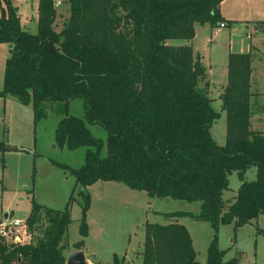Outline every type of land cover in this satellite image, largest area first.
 Here are the masks:
<instances>
[{
    "label": "trees",
    "instance_id": "obj_1",
    "mask_svg": "<svg viewBox=\"0 0 264 264\" xmlns=\"http://www.w3.org/2000/svg\"><path fill=\"white\" fill-rule=\"evenodd\" d=\"M222 1L65 0V16L64 5L39 0L33 34L22 27L12 0H1L0 43L9 45L10 55L0 97L31 105L35 124L46 116L45 103L63 104L55 142L86 152L83 165L70 169L76 186L66 207L52 209L33 199L26 225L34 238L23 245L0 241V264H66L73 194L78 187L85 238L88 187L98 181L120 182L150 198L201 202L198 214L168 212L165 224L145 223L142 264H202L180 222L185 217L209 222L214 230L206 264H239V257L224 260L218 233L222 225L236 230L264 215V128L251 126L253 55L229 54L221 94L226 142L219 145L211 133L218 115L208 95L209 74L190 44L170 43L191 41L196 24L224 22ZM77 98L84 117L69 113ZM95 125L106 130L105 138L94 134ZM5 145L0 142V152ZM253 167L256 178L248 181ZM234 171L241 185L235 201L225 205ZM84 247L83 239L75 244L76 250ZM112 264H126L125 258L115 255Z\"/></svg>",
    "mask_w": 264,
    "mask_h": 264
},
{
    "label": "rangeland",
    "instance_id": "obj_2",
    "mask_svg": "<svg viewBox=\"0 0 264 264\" xmlns=\"http://www.w3.org/2000/svg\"><path fill=\"white\" fill-rule=\"evenodd\" d=\"M25 1L15 0V4L22 6L25 5ZM13 2L14 0H12L14 5ZM2 6L6 7L4 3ZM60 11H64L67 15V6L60 7ZM61 25L62 21L58 28ZM27 30L36 34L38 27L33 24ZM230 32L231 30L227 29L223 34L229 38ZM247 32L249 29L241 31L240 37L247 38ZM240 37L233 36V46L239 43ZM247 40L255 42V38ZM226 42L229 45V39ZM170 43L183 45L188 41L171 40ZM199 46L201 45L199 44L198 48ZM219 47L220 51L212 58L214 68L212 78L209 79L208 95L218 115L211 133L219 145H224L227 122L221 94L227 78L223 64L224 53L222 54L225 47ZM200 50H206L205 46ZM206 54L204 52L207 63L209 58ZM9 55V45L0 43V90L3 88L4 70ZM252 91L263 93L261 97L253 99L251 104L252 129L262 130L264 82L259 85L255 81ZM44 111L46 116L35 124L31 105L25 106L14 97H0V142H5L8 133V146L20 148L19 150L5 148L0 152V214L7 212L12 220L25 222L31 211L33 199L48 208L63 210L69 203L76 186L75 177L70 169L78 168L84 163L85 147L69 150L59 147L55 142L57 124L66 115L63 104L45 103ZM69 113L84 117L83 100L80 98L72 100ZM91 129L96 136L106 137V130L103 127L95 125ZM255 178L256 168L253 167L246 173V180L252 181ZM229 181V189L223 193L225 205L235 201L241 185L238 173L235 171L229 175ZM78 192L79 188L76 187L73 194L74 201L70 203L72 222L67 228V247L64 254L68 258L77 251L75 244L83 239L85 243L83 250L88 264H112L115 255L120 259L124 257L126 264H142L141 251L146 222L165 224L167 219L163 213L187 211L198 214L201 210V202L189 203L171 198H150L145 191L132 190L120 182L98 181L88 187L91 196V204L86 212L88 235L83 238L80 233L83 200ZM180 222L188 228L194 240L197 260L206 264L208 247L214 235L210 223L190 217L181 218ZM259 229H264V215L236 230L234 224L222 225L218 236L219 247L225 251L224 260L239 257V264H264V234L259 233ZM24 230L30 235L23 240L32 241L33 234L28 228ZM19 231L22 233L23 229ZM34 234L39 235L38 229Z\"/></svg>",
    "mask_w": 264,
    "mask_h": 264
},
{
    "label": "crops",
    "instance_id": "obj_3",
    "mask_svg": "<svg viewBox=\"0 0 264 264\" xmlns=\"http://www.w3.org/2000/svg\"><path fill=\"white\" fill-rule=\"evenodd\" d=\"M13 3L19 8L21 25L25 30L30 29L33 24H36L38 27L39 0H26L25 5L22 6L16 5L15 0ZM220 11L226 26L220 27V25L213 26L210 24H196L195 37L187 44H190L193 47L194 53L200 57L201 63L207 69L209 79L212 78L211 76L214 68L212 58L218 53V51H220L219 46L225 47L224 50L222 49V54L224 53L223 64L225 65L226 78L229 54L251 53L253 55L252 88L255 81L260 85L264 82V28L261 27L259 23H264V0H223L220 5ZM227 29L231 30L229 38H227V35L223 34V31ZM244 29H249V32H247V38L245 39L240 37L241 31L244 32ZM233 31L234 34H232ZM237 35L240 37V41L233 46V36L235 37ZM252 38H255V42L252 40L248 42L247 39ZM228 39L231 42H229V45L226 44ZM199 44L201 45L199 46L201 49L202 46H205L206 50H200V48H198ZM204 52L207 53L206 55L209 58L207 63ZM254 94L255 96L252 97V101L253 99L261 97L263 93L257 92ZM257 130H260V128Z\"/></svg>",
    "mask_w": 264,
    "mask_h": 264
},
{
    "label": "built area",
    "instance_id": "obj_4",
    "mask_svg": "<svg viewBox=\"0 0 264 264\" xmlns=\"http://www.w3.org/2000/svg\"><path fill=\"white\" fill-rule=\"evenodd\" d=\"M64 4V0H55V6L60 7ZM226 24L222 22L220 27H225ZM28 228L26 225V221L23 222L21 220L15 219L12 220L8 216L7 219H4L1 215L0 218V241H5L8 244H15V245H23L30 243L31 241L25 242L23 239L30 235L24 229ZM20 229H23V232L20 233ZM24 234V235H23ZM12 264H19L14 262Z\"/></svg>",
    "mask_w": 264,
    "mask_h": 264
},
{
    "label": "water",
    "instance_id": "obj_5",
    "mask_svg": "<svg viewBox=\"0 0 264 264\" xmlns=\"http://www.w3.org/2000/svg\"><path fill=\"white\" fill-rule=\"evenodd\" d=\"M197 63H200V61H197ZM5 142H6V145H7V146H5V148L8 149V150H18L19 149L18 147L8 146V142H9L8 133H7L6 137H5ZM2 216H3L4 219H7L8 216H9V213H5ZM0 218H1V214H0ZM66 264H88L85 252L83 250H77V251L73 252L67 258Z\"/></svg>",
    "mask_w": 264,
    "mask_h": 264
}]
</instances>
